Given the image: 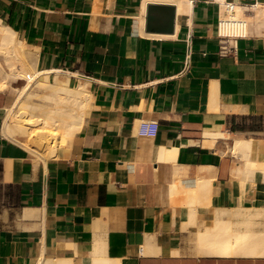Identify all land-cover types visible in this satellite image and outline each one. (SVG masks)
I'll use <instances>...</instances> for the list:
<instances>
[{"label": "crops", "instance_id": "0c3cea01", "mask_svg": "<svg viewBox=\"0 0 264 264\" xmlns=\"http://www.w3.org/2000/svg\"><path fill=\"white\" fill-rule=\"evenodd\" d=\"M144 1L0 0L31 65L91 93L41 157L5 134L0 90V264H264L197 245L218 211L264 208V29L221 54L218 27L225 4L264 0ZM150 5L175 9L171 32L147 30Z\"/></svg>", "mask_w": 264, "mask_h": 264}, {"label": "bare ground", "instance_id": "6f19581e", "mask_svg": "<svg viewBox=\"0 0 264 264\" xmlns=\"http://www.w3.org/2000/svg\"><path fill=\"white\" fill-rule=\"evenodd\" d=\"M151 1L163 0H145L142 5L143 15L147 3ZM178 6L181 9L183 2H178ZM262 7L258 5L244 10L235 6L234 13H225L223 20L242 19L247 22V28L222 27V34L246 36L253 27L257 30L264 29ZM28 54L26 45L17 39L16 33L0 21V90L13 82H25L22 88L11 86V93L15 94V99L8 111L6 110L5 134L28 136L30 142L26 148L29 152L41 157L53 156L67 136L79 131L91 107V93L88 83L71 86L69 81H62L59 78L66 75L69 80L68 73L60 70H37L31 65L33 62L29 61ZM51 73L56 74L53 82L49 80ZM34 98H40L41 103L33 102ZM34 112H38L39 115ZM35 118L37 120L33 121ZM235 146L233 154L236 149L238 154L242 153L245 156L251 150V145L246 140L236 142ZM244 156L241 157L246 159L249 155L247 154L246 158ZM261 166L264 174V163ZM259 226L264 227V208L220 210L216 214L214 226L197 236L198 250L208 255L220 253L225 256L264 257V228L261 229ZM61 259L62 263L59 264L69 261H65L66 258ZM70 261L68 264H72Z\"/></svg>", "mask_w": 264, "mask_h": 264}, {"label": "water", "instance_id": "95a60500", "mask_svg": "<svg viewBox=\"0 0 264 264\" xmlns=\"http://www.w3.org/2000/svg\"><path fill=\"white\" fill-rule=\"evenodd\" d=\"M175 21V9L171 6L150 5L147 11V30L171 32Z\"/></svg>", "mask_w": 264, "mask_h": 264}, {"label": "built area", "instance_id": "2783aa9c", "mask_svg": "<svg viewBox=\"0 0 264 264\" xmlns=\"http://www.w3.org/2000/svg\"><path fill=\"white\" fill-rule=\"evenodd\" d=\"M257 6V5H256ZM254 6V7H256ZM234 8L235 5L232 3H227L225 4V10L228 13H234ZM262 10L264 11V7H262ZM219 33H220V38L223 40L221 47H220V53L221 54H228L229 53V40L230 39H238L240 37H246V36H233L231 34H222V27H227V28H232V29H245L247 28V22L245 20L242 19H233V18H229V19H220L219 20ZM190 45V42H188Z\"/></svg>", "mask_w": 264, "mask_h": 264}, {"label": "rangeland", "instance_id": "374dc122", "mask_svg": "<svg viewBox=\"0 0 264 264\" xmlns=\"http://www.w3.org/2000/svg\"><path fill=\"white\" fill-rule=\"evenodd\" d=\"M28 51V50H27ZM29 52V54H28V56H29V61L30 62H33L34 61V59H35V56L30 52V51H28ZM1 62H2V64H4V61H3V59H1ZM55 77H56V74L55 75H50L49 76V80L50 81H54L55 80ZM63 77V78H62ZM60 76L59 78L62 80V81H64V80H66V77H64V76ZM78 83V81H77V79L76 78H71L70 79V83H69V85H71V86H75L76 84ZM13 85V87H15V88H22L24 85H25V82H19V83H17V82H13L11 85H7L6 87H4L3 89H6V90H8L9 92L8 93H11V86ZM12 94V93H11ZM13 99H15V94H14V98ZM33 102H35V103H41V99L40 98H34L33 100H32ZM35 113V112H34ZM35 114H38L39 115V113L38 112H36ZM35 120H37V118H35V119H33V121H35ZM33 126H34V124H33ZM26 137V140L27 141H30V138L28 137V136H25ZM261 229H263L264 227L263 226H259Z\"/></svg>", "mask_w": 264, "mask_h": 264}]
</instances>
